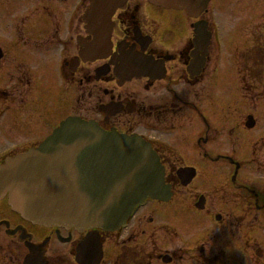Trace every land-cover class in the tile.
<instances>
[{
	"label": "flooded vegetation",
	"instance_id": "af4514ba",
	"mask_svg": "<svg viewBox=\"0 0 264 264\" xmlns=\"http://www.w3.org/2000/svg\"><path fill=\"white\" fill-rule=\"evenodd\" d=\"M66 1L47 0L59 7ZM206 6L201 19L207 23L211 40L199 76L189 78L186 72L187 67L193 66L195 21L182 11L157 8L140 0H132L117 13L114 21L120 36L114 43L124 41L126 50L139 52L138 42L151 38L146 54L155 60L170 59L164 63V78L160 81L144 78L118 87L111 74L90 83V74L83 73L87 69L83 63L76 71L81 76V85L95 87L87 93L84 90L85 95L79 98L81 111L86 110V100L92 103L90 108L97 102L96 118L92 120L101 129L140 134L149 142L165 170L172 198L167 202L146 201L125 222V227L116 231L81 233L33 226L14 214L3 199L0 201V264H24L26 257L31 256L34 258L31 264L264 263V138L255 142L246 138L258 127L255 112L258 107L264 109V102L259 98V102L246 105L243 95L247 82L257 87L264 81V57L252 54L264 53V0H209ZM80 11L77 10L64 38L57 34L56 13L46 12L53 20L55 31L41 49L58 47L65 51L66 60L74 59L75 54L70 50L77 48L74 42L80 39ZM220 27L229 34V66L237 82L240 102L251 113H237L229 101L216 107V111L206 103L205 86L210 76H214L213 69L219 60ZM20 34L12 30L7 44L17 50L34 49ZM162 35L182 38L170 50L173 54L157 43L156 38ZM3 42L0 40V121L14 112L46 125L44 134L26 143L36 145L54 129V124L45 120H51L46 112L53 94L50 79L44 80L45 87L38 88L27 64L17 54L9 56V48ZM105 84H112L113 89H101L99 85ZM132 84L138 89H133ZM107 104L114 107L116 114L110 117L108 114L113 112L110 110L105 118L97 112ZM10 108L14 111L10 112ZM232 112L236 113L235 123H229ZM247 117L253 121L250 129L244 126ZM209 118L217 119L220 124L210 123ZM234 128L239 135L230 132ZM219 137L226 149L214 153L208 147ZM15 151L0 156V163L7 156H16ZM188 159L192 160L191 164L185 163ZM184 168L195 170L187 187H181L176 178L177 171ZM218 168L222 169L223 180L217 177L210 192L204 191L206 185L201 178L209 176L213 182ZM36 246L40 248H33Z\"/></svg>",
	"mask_w": 264,
	"mask_h": 264
},
{
	"label": "water",
	"instance_id": "95a60500",
	"mask_svg": "<svg viewBox=\"0 0 264 264\" xmlns=\"http://www.w3.org/2000/svg\"><path fill=\"white\" fill-rule=\"evenodd\" d=\"M124 2L91 0L83 22L93 41L89 46L81 43L80 57L84 62L110 55L111 17ZM149 2L183 9L196 18L207 0ZM205 26H194L197 51L206 46ZM116 62L119 65L114 71L121 83L148 77L154 66L151 59L131 51L114 56L111 64ZM201 66L202 61L196 66L197 71ZM150 150L137 137L105 134L92 123L70 119L38 150L5 161L0 167V197L9 194L12 209L39 226L112 231L146 199L164 201L170 197L158 160ZM177 176L184 186L193 177L190 170ZM25 264L30 263L26 260Z\"/></svg>",
	"mask_w": 264,
	"mask_h": 264
},
{
	"label": "rangeland",
	"instance_id": "374dc122",
	"mask_svg": "<svg viewBox=\"0 0 264 264\" xmlns=\"http://www.w3.org/2000/svg\"><path fill=\"white\" fill-rule=\"evenodd\" d=\"M74 2H66L63 5L56 6L55 2H47V0H9L3 1L0 0V40L6 41L3 42L6 47L9 48V56L17 54L21 57L23 62H25L34 76L36 85L38 88L45 87L44 80L50 79V85L53 86V94L49 104H46V112L48 117L51 120L45 119L48 124H55L58 126L60 122L58 120L64 118L68 115H75L82 119H92L96 118V105L90 108L91 102L86 100L84 106L86 108L85 112H82V104L79 101V98L84 94V90L87 92L93 91L95 87L81 85L80 79L81 76L77 72L74 76L64 77V81H61V75L59 73V64L61 54L59 50H54L49 52L48 50L40 51L39 48L44 44L45 40H49L50 34L54 33L55 29L52 28L53 20L49 15H46V12H55L57 15L56 27L59 36L64 38L67 34V31L72 21V11L73 5L77 0H70ZM88 1V0H86ZM85 1L84 5L86 6L87 2ZM54 22V23H55ZM219 22V20H218ZM221 22H219L220 24ZM55 27V28H56ZM18 30L21 32L22 38L28 42L29 45L35 47V49L24 50V49H13L7 44L9 37H12V30ZM114 31V37H118L120 34L119 27L117 26ZM255 35V34H254ZM257 35V34H256ZM263 35V34H262ZM219 36V45L221 54L219 55V60L217 62V68L213 69L214 76H210V80L206 83V103L213 108V111H216V107L221 104L229 101L237 113L246 112L251 113L250 108L246 107L240 102L237 91V82L233 76V69L230 65V54L228 51V32L220 27L218 30ZM182 39V38H181ZM181 39H175L173 36H163L160 38L162 45H166L168 49H175L178 46ZM71 54L74 52V49L70 50ZM93 67L84 70V74H93ZM210 69L207 70L206 75L209 76ZM206 76V77H207ZM61 81V82H60ZM251 84V85H250ZM101 89L112 90V84L99 85ZM97 86V87H99ZM133 89H138L136 85L132 84ZM246 92L244 95L246 105L254 104L255 102H264V81L257 85V87L252 86V83H246ZM255 90V91H254ZM85 95V94H84ZM85 97H88L86 94ZM260 98V99H259ZM105 102V101H104ZM93 106V105H92ZM210 108V107H209ZM13 108H10V112ZM14 111V109H13ZM255 116L258 117L259 124L258 127L251 133L246 135V138L252 141H258L259 139L264 138V109L258 107V110L255 112ZM236 113H230V122L235 123ZM57 121V122H56ZM210 123H217V119L209 118ZM45 122V121H44ZM228 123V124H229ZM29 124L34 125V127L29 126ZM37 125V127H36ZM232 126V125H229ZM47 130V126L39 122H32L29 120V117L26 118L23 114L17 115L14 112H11L6 116L2 121H0V156L7 155L13 151L16 147L17 150H20L22 147H26L33 139H37L40 135L44 134ZM141 133V131H136ZM235 135H239V131H235V128L231 130ZM208 147L212 152H225L226 146L221 142V137ZM3 142V143H2ZM195 161L193 160V163ZM187 164H191L192 160L188 159L185 161ZM221 168L215 170L213 182H211L210 177L205 176L201 178L205 182L204 191L210 192L211 185L217 182V177L220 180H223V172L220 171ZM220 171V172H219ZM219 172V173H218ZM264 264V263H263Z\"/></svg>",
	"mask_w": 264,
	"mask_h": 264
}]
</instances>
